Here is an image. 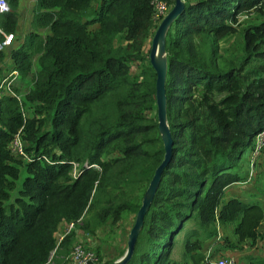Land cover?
<instances>
[{
  "label": "trees",
  "instance_id": "obj_1",
  "mask_svg": "<svg viewBox=\"0 0 264 264\" xmlns=\"http://www.w3.org/2000/svg\"><path fill=\"white\" fill-rule=\"evenodd\" d=\"M19 1L0 13L13 32L0 76L17 71L0 96V264H65L74 229L49 259L60 223L83 214L79 225L93 234L134 218L163 156L146 48L157 20L152 0H34L20 39ZM183 2L165 36L171 155L125 264H203L208 250L228 254L261 234L264 167L253 175L257 191L221 197L247 182L251 164H264V0ZM236 34L238 51L225 59L220 40ZM29 74L18 95V78ZM18 129L27 157L9 146Z\"/></svg>",
  "mask_w": 264,
  "mask_h": 264
},
{
  "label": "rangeland",
  "instance_id": "obj_2",
  "mask_svg": "<svg viewBox=\"0 0 264 264\" xmlns=\"http://www.w3.org/2000/svg\"><path fill=\"white\" fill-rule=\"evenodd\" d=\"M34 0H20L18 4V35L20 36V39L23 37V34H25L29 28H31V16H32V4ZM157 23V22H156ZM17 41L18 38H14ZM223 44V47L225 49L223 50V57L226 59L228 57H233L234 54L238 51V45H239V36L236 34L234 35L233 42L227 39L220 40ZM149 43L146 44V48H148ZM135 67V66H134ZM133 67V68H134ZM30 80V74L27 77L24 78H18L17 86H18V95H22L25 90L27 89V85ZM154 110H151L149 112V115L153 113ZM257 161V160H256ZM97 165L96 163H94ZM254 166V168H253ZM259 166L264 167V164L258 165L255 162L254 165H250L249 174L247 178L246 183H240V182H234L231 185L227 186L225 188V192L222 194V200L230 196L232 193H235L237 195H242V197H245V195L248 192L251 191H257V188L255 187V184H257V181L253 179V175L255 174L256 170L259 168ZM77 169V166H76ZM26 174L24 166H21L19 176L16 178V182L12 190L10 191V199L18 193V189L21 186L20 182L24 175ZM260 202L263 204V201L261 198H258ZM8 202V201H6ZM83 215V214H82ZM82 215L79 217H76V223L75 226L72 228L75 230V239L73 240L72 247L69 251V254L67 255V261L65 264H73L70 258L71 251H73V248L77 245L85 248L89 252L93 253V259L89 261V264H101L102 261L111 258L121 246H124L126 244L125 242V236L128 232V228H130L132 224V218L133 213H127L121 216L118 220H116L114 223L106 222L104 225L99 226L96 228V230L93 232V234L88 233L80 227L79 223L82 222ZM264 219V218H263ZM68 221H62L60 223V226L56 233V246L51 251L49 255V259L52 258L55 248L58 246L59 243V235L62 234L63 236L68 233L70 230H67L68 226L66 223ZM221 230L224 234H228L231 236L233 235L232 229L229 225H220ZM261 234L255 239V242L250 244L249 242H245L240 248L237 247L236 249L232 251H227L228 255H231L234 259H236L237 264H264V220L262 224L260 225ZM181 232H179L178 235V243L176 244V247L173 250V256L176 258L180 257V245L182 243L181 241ZM234 236V235H233ZM181 242V243H180ZM99 246V253L96 252V248ZM224 254V253H223ZM262 258V259H261Z\"/></svg>",
  "mask_w": 264,
  "mask_h": 264
},
{
  "label": "water",
  "instance_id": "obj_3",
  "mask_svg": "<svg viewBox=\"0 0 264 264\" xmlns=\"http://www.w3.org/2000/svg\"><path fill=\"white\" fill-rule=\"evenodd\" d=\"M183 0H173L172 5L167 12L157 21L153 33L149 39L148 59L155 71V102H156V122L163 142L164 153L153 170L148 185L142 193L140 205L137 208L133 223L126 235V246L122 254L113 258L109 264H125L133 254L135 240L139 230L143 225V216L151 204L154 192L159 184V179L164 166L168 163L172 150V136L167 122V102L165 78L167 73L168 62L166 59V42L165 36L171 21L183 10Z\"/></svg>",
  "mask_w": 264,
  "mask_h": 264
},
{
  "label": "built area",
  "instance_id": "obj_4",
  "mask_svg": "<svg viewBox=\"0 0 264 264\" xmlns=\"http://www.w3.org/2000/svg\"><path fill=\"white\" fill-rule=\"evenodd\" d=\"M154 3V11H153V18L155 21L159 20L169 9L170 4L166 3L165 0H152ZM8 0H0V13L8 11L9 9ZM0 49L4 46L9 45L13 38V32L9 31L6 32L4 28L0 24ZM17 71L16 69H12L9 71L7 75L0 76V96L2 93L11 91V81L15 78ZM261 136H264V132L261 133ZM258 145L262 143V137L258 139ZM10 148L15 151V153H19L23 155V157H27L24 152V148L22 146V139L20 137V129H18L13 136L11 137V141L9 143ZM257 150V148H256ZM255 150V151H256ZM77 164L74 162V171ZM76 219L70 220L67 224V230L72 229L75 226ZM63 237L62 234L59 235V240ZM93 253L89 252L85 248L77 245L71 251L70 258L73 264H89V261L93 259ZM203 264H237L236 259H234L231 255L228 254H213L212 256L209 255V250L206 252L203 258Z\"/></svg>",
  "mask_w": 264,
  "mask_h": 264
}]
</instances>
